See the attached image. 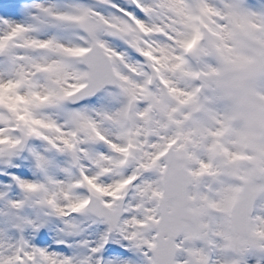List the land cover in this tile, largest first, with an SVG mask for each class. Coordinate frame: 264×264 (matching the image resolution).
<instances>
[{
    "label": "snow or ice",
    "instance_id": "1",
    "mask_svg": "<svg viewBox=\"0 0 264 264\" xmlns=\"http://www.w3.org/2000/svg\"><path fill=\"white\" fill-rule=\"evenodd\" d=\"M0 264H264V0H0Z\"/></svg>",
    "mask_w": 264,
    "mask_h": 264
}]
</instances>
